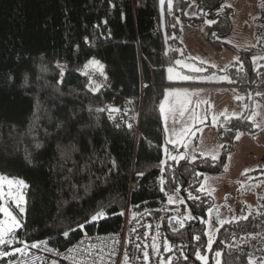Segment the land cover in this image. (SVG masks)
<instances>
[{
  "label": "trees",
  "instance_id": "trees-1",
  "mask_svg": "<svg viewBox=\"0 0 264 264\" xmlns=\"http://www.w3.org/2000/svg\"><path fill=\"white\" fill-rule=\"evenodd\" d=\"M188 3L189 0H173L169 9L165 2L166 49L158 0H0V174L22 179L28 186L21 187L22 193H18L16 188L2 185L5 194L11 190L15 191L13 196H24L22 215H18L12 197L5 195L0 204L21 220L22 227L16 230L19 240L29 244L48 240L53 247L63 249L85 232L118 230L122 217L118 213L127 199L132 167L138 172L151 170L141 189L132 195L133 201L153 200L164 191L178 193L185 181L183 196L189 208L205 219L211 201L198 191L197 171L216 169L218 160L205 157L189 165L188 159H162L159 105L164 87L171 83L167 67L182 54L179 36L181 21L189 19L184 15ZM224 22L219 19L208 25L204 36L208 38L213 29L223 31ZM85 36L90 41L87 44ZM77 44L79 51L75 49ZM92 57L100 60L106 74L112 77L110 89L95 93L88 90L87 79L78 69ZM57 60L67 61L62 83H58ZM239 68L228 72L247 99L249 67L244 71ZM251 81L253 99L264 104V95H256L264 93V88L259 89V85L264 86V60H258L253 67ZM37 96L42 119L39 127L31 130ZM127 98L131 103L125 107L122 103ZM109 103L126 110L141 106L137 139L133 129L125 125L117 128L107 112L95 111L97 107L114 106ZM240 119L234 118L223 127L231 128ZM247 123L248 119L242 128L255 132ZM37 143L42 146L36 148ZM112 161L117 168L106 175ZM58 164L63 165V170ZM186 191L198 199L190 198ZM101 207L106 211L105 218L86 224L67 238L62 235ZM3 216L0 213V219ZM258 230L264 231V212L222 225L208 253V264H216L217 259L222 264H248L247 254L232 247V236L243 245ZM169 235L185 242L186 247L190 243L186 264H203L195 252L205 254L204 221L191 226L189 232L176 228ZM196 235L200 241L194 239ZM217 250L223 252L221 258L215 257Z\"/></svg>",
  "mask_w": 264,
  "mask_h": 264
},
{
  "label": "rangeland",
  "instance_id": "rangeland-1",
  "mask_svg": "<svg viewBox=\"0 0 264 264\" xmlns=\"http://www.w3.org/2000/svg\"><path fill=\"white\" fill-rule=\"evenodd\" d=\"M225 4L235 9V25H239L238 28L234 25L236 31L241 32L242 24H246L247 27L243 32L245 35L242 42L236 43L239 39H235L233 34L226 38V43L243 49L259 43V28H255L259 26V0H225L223 5ZM199 14L196 1L189 0L184 11L185 17L193 18ZM202 26L181 24L179 39L183 53L175 61L181 60L184 64L203 70L194 72L188 67L175 65V62L168 66L174 67V71L181 75L192 76L193 79L188 81L167 79L171 83L164 87L161 103L164 102L166 89L187 90L195 94L189 97L192 103L186 106L183 116L180 115V106L176 105L175 97H170L169 103L165 105V113H161L162 159L166 161L173 155L184 156L188 158V163H192L193 157L197 160L211 158L214 155L217 157L215 160H219L223 155L220 172L197 171L199 189L203 185V190L200 191L209 196L211 201L204 219V230L205 233H214V241L222 225L253 215L260 216L264 212V104L256 97L253 99L250 114L258 113L254 120L260 127H254L249 120L247 127L255 132H247L239 127L233 132L225 131L218 135L221 129H226L223 125L240 117L246 111L247 99L246 93L239 90L240 85L234 83L228 72L239 56L227 44L215 49L204 35L198 37L197 33L202 32ZM201 61L205 63L202 64ZM252 61L253 64L257 62L253 59ZM225 76L229 79H220ZM228 84H231V87H228ZM238 96L242 99H236ZM169 105H175L177 110L174 115L168 112ZM184 129L188 131L185 132ZM238 133L242 135L237 140ZM228 137L231 139L232 148L227 142ZM245 170H248L247 173L242 174ZM3 184L9 189L7 182ZM21 187L15 184L11 186L13 189L16 188L18 193L20 191L22 193ZM172 200L173 214L179 221H183L188 217L189 210L185 212L181 210L182 198L177 193L173 194ZM2 219L5 220L6 217L3 216ZM218 221L224 223L220 224ZM253 236L256 239H252ZM252 237H247L243 245H240L238 238L232 236L231 245L236 250L245 252L247 256L252 253L257 257L264 256V251H261L264 249V231L258 230ZM207 239L206 235V243ZM208 253L206 248L205 254L202 255L209 258Z\"/></svg>",
  "mask_w": 264,
  "mask_h": 264
},
{
  "label": "built area",
  "instance_id": "built-area-1",
  "mask_svg": "<svg viewBox=\"0 0 264 264\" xmlns=\"http://www.w3.org/2000/svg\"><path fill=\"white\" fill-rule=\"evenodd\" d=\"M60 64L66 65V60H58ZM56 66V62H55ZM65 68V69H66ZM82 69V68H81ZM91 73L93 70L88 69ZM85 76V75H84ZM88 82V77L85 76ZM107 81L103 80L98 73L94 74L93 79L97 82L104 83L105 86L101 89H110L113 83L112 77L108 76ZM88 88V87H87ZM264 86L259 85V89ZM128 98L123 100V105L126 107L130 103ZM114 105V103H109ZM119 105V104H118ZM117 105V106H118ZM119 108V107H118ZM120 113L114 114L116 121L112 119L110 122H119L120 125H125L124 121L131 123L135 135V139L139 135L140 116L142 112L141 106L137 110L121 109ZM124 112H127V116H124ZM144 175L137 177L138 171L133 167L131 169L128 187H127V199L123 207L124 213L121 217V224L118 230L111 232H85L81 234L75 241L69 244L63 249H58L52 245H48L58 250L59 255L54 252H48L43 246L39 249H29L28 256H22L21 254H15L13 256L0 258L3 259L0 264H73L71 256L75 253H69L66 250L78 245V242L83 240L84 246H92L93 255L88 257V264L95 259L96 264H123L124 253L126 252L131 259L129 264H186L184 256H187L186 243L178 238H173L169 235L171 227L168 225L169 211L171 205L168 203V199L173 193L164 191L160 196L153 200H142L135 202L131 199L132 195L139 191L142 187L143 181L151 172L150 169L142 171ZM160 176L164 173L162 168ZM3 220V219H0ZM166 224L168 225L166 227ZM114 240H119V243H114ZM153 244L156 245L153 248ZM139 245V248L137 247ZM166 245L172 248L169 252L166 250ZM22 247L20 244H13L11 247L4 246L0 248V251H11L12 248ZM149 253V260L146 262L143 259V252ZM183 253V255H182ZM84 256L83 253L76 255L77 260H80ZM38 257V259H37ZM66 257H68L66 259ZM103 257V259H100Z\"/></svg>",
  "mask_w": 264,
  "mask_h": 264
},
{
  "label": "snow or ice",
  "instance_id": "snow-or-ice-1",
  "mask_svg": "<svg viewBox=\"0 0 264 264\" xmlns=\"http://www.w3.org/2000/svg\"><path fill=\"white\" fill-rule=\"evenodd\" d=\"M159 2L161 4V6H163L165 4V0H159ZM167 6L169 9H171L173 7V0H167ZM105 23H106V21H105ZM209 23H211V22H209ZM173 27H175V25H173ZM84 42L86 44L90 42L89 38L87 36L84 37ZM75 49H76V51H79V45L78 44L75 45ZM253 60L254 61L264 60V56L253 57ZM201 63L203 64L205 62L201 61ZM235 63L239 64L240 70L242 71L243 70V62L240 61L238 57L236 58ZM175 65H179L181 67H188L194 72H200L203 70L201 68L194 67L192 65L184 64V62L181 60H176ZM56 67L59 69L58 75H59L60 79L58 80V83H62L63 77L65 75L66 65L60 64V62L57 60L56 61ZM88 69H92L93 71L90 73L88 71ZM78 71H80L82 75H85L88 77V82H87L86 86L88 87V90L90 92H93V93L98 92L102 87L105 86L104 83L97 82L95 79H93L94 74L98 73L100 77H103L104 81H107V79H108L107 74L105 72V65L100 60L96 59L95 57L89 58L83 64L82 69H78ZM167 73H168L167 79L169 81H174V80L188 81V80L193 79L192 76L181 75L179 72H175L174 67H171V66L167 68ZM220 79L227 80L229 78L227 76H225V77H220ZM27 84H28V81H27V78H25L24 85L27 86ZM144 86L148 87V85H144ZM194 94L195 93H190L187 90L166 89L165 93H164V102L160 103L159 110L162 114L165 113V110H166L165 105L169 103V98L175 97L176 98V105L180 106V115L183 116L184 110L186 109V106L188 104L192 103V101L189 99V97L191 95H194ZM256 95H264V93L258 92V93H256ZM236 99L239 100V99H242V97L238 96V97H236ZM128 103H131V101H128ZM34 109L35 110L33 112V117H32V120L30 121V129L31 130L37 129L39 127V122L42 119L41 101H40L39 96H37V102L34 105ZM167 110L169 113H172L174 115L177 109H176L175 105H169ZM90 111H91V109H90ZM95 111L99 112V113L107 112L109 119L116 121V116L114 114L120 113L122 110L120 108H116V107L104 106V107L95 108ZM127 114H128L127 112H124V116H127ZM257 114L258 113H252L247 117V119L253 123L254 127H260L258 124L255 123V120H254V117ZM236 118L240 119L241 117L238 116ZM124 123L126 124L128 129H131L133 127V125L131 123H128L127 121H124ZM115 126L117 128H119L121 125L119 122H116ZM184 131L187 132L188 129H184ZM241 135H242V133H238L236 135V139L238 140ZM41 146L42 145L40 143L36 144V148H40ZM216 158L217 157L214 155L211 157V159H213V160H215ZM170 159L172 161L178 162V160L186 159V157H184V156L178 157V156L173 155L170 157ZM195 159L196 158L193 157V161ZM57 167L60 168L61 170H63V165L58 164ZM116 168H117L116 162L112 161L111 166L108 169V173H106V175L110 174ZM67 171L69 173L72 172L71 169H68ZM247 171L248 170H245V172L242 174H246ZM136 175H137V177H142L144 175V173L139 172ZM65 179L68 180V179H70V177L65 176ZM4 182H7L9 189H11V186L13 184H15L17 186H22V187H28V186L25 184V181H23L22 179H10L5 175L0 174V200H2L5 197V195H7L8 197H12L14 200V203H15V208L18 209V215H22L25 212V207L23 205L26 203L24 196L22 194H18V195L13 196V192L11 190H9L7 192V194H5V192L3 191V187H2ZM160 183L163 184L164 180L161 179ZM70 186L72 188H75V185H70ZM161 190H163V189H161ZM199 190H203V185H201V188L198 189V191ZM189 196H190V198H192L194 200L198 199V197L191 196V194H189ZM75 198L76 197L73 196V199H75ZM180 202L183 203V200H181ZM168 203L169 204L173 203L171 196L168 199ZM0 213H3L4 217H6L5 220H0V246L11 247L13 244L22 245V247L12 248L11 251H0V258L13 256L15 254H21L22 256L26 257L29 255V249H39V248H41V246H43L46 251H48V252H54L55 251L57 253V255H59L58 250L48 246L49 245L48 240H40V241L32 242L31 244H29L26 241L19 240L17 235H16V230H18L22 227L21 220L17 219V215H14L13 211H10L9 207L4 206L3 204H0ZM114 214H116V213H114ZM118 214L123 215L124 213L121 211ZM105 217H106V211L103 209V207H101L94 214H92L90 216V218H86L83 222L78 223L76 225V228L69 227V229L64 230L62 232V235L67 238V237H69L71 232H74L77 229L83 230L85 228L86 224H91V223L96 222L99 219H103ZM187 218L188 219H195V217L191 213H189ZM245 219H246V217H245ZM218 222L220 224L224 223V221H218ZM210 223L211 222H209V224ZM180 226L184 227V224L182 221H180ZM205 234L208 237L207 243H206V248L208 251H211L213 243H214V241H213L214 233L213 232H207ZM86 235H87V233H85V236ZM194 239L196 241H200L201 237L199 235H196L194 237ZM252 239H256V237L254 236V237H252ZM114 243H119V240H114ZM137 247L139 248V245ZM155 247H156V245L153 244V248H155ZM94 248H95L94 245L85 247L84 241L81 240L78 242L77 246H74L72 248H68L66 251L69 253H75V255L70 257L73 264H88V257H91L93 255V249ZM166 250L171 252L172 248L170 246L166 245ZM141 251L143 252L144 261L147 262L149 260V253L147 251H143V250H141ZM261 251H264V249H261ZM80 253H83L84 256L80 260H77L76 255H79ZM182 255H183V253H182ZM195 256L198 260L203 261V264H208L209 258L205 255H202L200 251H196ZM222 256H223L222 251H220V250L215 251V257L221 258ZM67 258L68 257H66V259ZM37 259H38V257H37ZM100 259H103V257H101ZM130 259H131V257H129L128 254L125 252L123 264H129ZM184 259L186 260L187 256H184ZM247 261H248V264H264V256L257 257L255 255V253H252V254L248 255ZM10 264H12V262H10ZM53 264H56V262L54 261ZM91 264H96L95 259H93L91 261ZM168 264H171V262L169 261ZM216 264H222V261L220 259H217Z\"/></svg>",
  "mask_w": 264,
  "mask_h": 264
},
{
  "label": "flooded vegetation",
  "instance_id": "flooded-vegetation-1",
  "mask_svg": "<svg viewBox=\"0 0 264 264\" xmlns=\"http://www.w3.org/2000/svg\"><path fill=\"white\" fill-rule=\"evenodd\" d=\"M195 1L197 4V9H198V11H200V14L197 17L189 18L187 20H182L181 24L182 23L183 24L186 23L188 25L193 24L194 26L203 25L202 26L203 29L201 32V36H202V35H204V31L208 27V25L218 21L219 19H222L223 21H225L224 25H223L224 30L223 31H219V30H215V29L211 30L209 32L208 38H206L204 36L206 38V40L208 41V43H210L212 47H214L213 44L224 46V44H227L226 38L230 37L233 34L235 35L234 36L235 39H237V38L239 39L238 42L236 41V43H240L243 41V39H244L243 36L245 35V33L243 34V32L247 29V27H246V24H242V26L240 27L241 32L239 31V33H238L236 31L237 29H235V27H234L236 12H235V9H233L231 5H228V4L223 5V2L225 0H195ZM220 13L222 14V16H220ZM216 15H217V17H215ZM209 22H211V23H209ZM235 26H237V28L239 27V25H235ZM255 28H259V43H257L255 46L243 49V48H238L236 46H235L236 47L235 48L232 44L231 45L227 44L229 47L234 48L233 49L234 52L237 53V55L240 58V61L243 62V70L242 71L245 70V67H247V68L249 67V61L251 62L252 68L257 64V62L255 64H253V61H252L253 57H255L257 55L258 56H264V0H259V26H256ZM234 30H235V32H234ZM212 32H217L218 34L228 33V35L223 37V38L214 37L216 39V41H213L212 39H210V34ZM255 48H257V49L255 51H253V49H255ZM249 51L251 52V55H249V53H248ZM234 67L237 68L240 66H239V64L234 63L231 65L230 68H234ZM245 122L240 127H242L245 124ZM228 141H230V140L228 139ZM187 164L193 165L192 163H187ZM218 166H219V162H218ZM185 188H186V186H185ZM185 188L183 189V193H184ZM186 192L189 195V192L188 191H186ZM177 194L179 196H181V198L183 200V203L180 202L181 210L183 212H185V210H189V212H190L188 202H187V200L186 201L184 200L185 197L183 196V194L181 195L179 191ZM205 217H206V215H205ZM167 221H168V225L171 227L172 230L175 231L176 228H178V229L184 230L185 232H189L191 226H194L193 224L196 222L195 219L191 220V219L186 218L182 221L184 224V227H181L180 221L173 214L172 209H170V211H169V218ZM168 225L166 224V227Z\"/></svg>",
  "mask_w": 264,
  "mask_h": 264
},
{
  "label": "water",
  "instance_id": "water-1",
  "mask_svg": "<svg viewBox=\"0 0 264 264\" xmlns=\"http://www.w3.org/2000/svg\"><path fill=\"white\" fill-rule=\"evenodd\" d=\"M166 1V0H165ZM164 6H161L159 0H158V7H159V20H160V30L163 36V41L165 44L166 49H168V38H167V32H166V22H165V10H164ZM220 16H222V14L220 13ZM217 17V15L215 16ZM228 33L225 34H218L217 32H212L210 34V39H212L213 41H216V38H223L225 36H227ZM229 47V46H228ZM230 49H234L233 47H229ZM253 71L251 62L249 61V69H248V73H247V107H246V111L245 114L243 115V117L231 128H226V129H221L218 133V135L220 136L221 132H225V131H229V132H233L235 130H237L246 120L247 117L250 115L251 110H252V103H253V83L251 81V73ZM111 107H116L117 106H111ZM231 148H232V144L231 141H228ZM222 159H223V155L220 157V159L218 160L219 162V166L217 169L215 170H210L209 172H220L222 170ZM186 182L184 181V183L181 185V187L178 188V191L180 192V194H183V189L185 188ZM185 201L187 200L186 198L184 199ZM190 212L191 214L195 217L196 222L193 224L194 226H197L199 224H201L204 220L202 217L197 216L193 209L190 208ZM190 249V243L188 244L186 251L187 253L189 252Z\"/></svg>",
  "mask_w": 264,
  "mask_h": 264
},
{
  "label": "crops",
  "instance_id": "crops-1",
  "mask_svg": "<svg viewBox=\"0 0 264 264\" xmlns=\"http://www.w3.org/2000/svg\"><path fill=\"white\" fill-rule=\"evenodd\" d=\"M197 34H198V37H201V32L200 31ZM228 87H231V84L230 85L228 84Z\"/></svg>",
  "mask_w": 264,
  "mask_h": 264
}]
</instances>
